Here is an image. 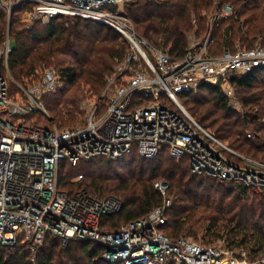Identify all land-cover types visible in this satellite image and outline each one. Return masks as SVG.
Masks as SVG:
<instances>
[{"label": "built area", "instance_id": "2783aa9c", "mask_svg": "<svg viewBox=\"0 0 264 264\" xmlns=\"http://www.w3.org/2000/svg\"><path fill=\"white\" fill-rule=\"evenodd\" d=\"M130 0H0L9 18L23 5V15L49 23L60 16L95 21L118 31L129 44V53L109 79L101 99L89 107L85 123L60 129L29 121L49 114L43 97L63 87L54 68L35 71L31 87L14 81L9 58L10 40L0 48V245H27L33 256L47 239L65 246L71 240L98 243L103 259L118 264H247L238 253L220 244H204L185 237L172 240L161 232L164 206L149 215L106 232V215L121 212L115 197L101 198L86 190L61 191L60 169L106 158L119 161L133 154L151 160L166 151L177 160L187 158L191 171L219 182H234L250 189L264 188V162L245 157L204 128L184 107L181 94L201 85L220 88L231 107L241 113L233 82L264 67V47L236 48L220 56L208 53L209 38L193 44L183 58H173L136 30L125 14ZM225 5L219 17L235 16ZM11 82L19 89L13 96ZM254 138L255 134L249 132ZM77 181L84 180L79 174ZM164 196L168 185L155 184Z\"/></svg>", "mask_w": 264, "mask_h": 264}, {"label": "trees", "instance_id": "16d2710c", "mask_svg": "<svg viewBox=\"0 0 264 264\" xmlns=\"http://www.w3.org/2000/svg\"><path fill=\"white\" fill-rule=\"evenodd\" d=\"M224 4H231L236 15L219 17L211 32L209 17L219 16ZM27 7L23 5L12 15L10 33L16 48L9 58L10 71L20 81L37 69L58 70L63 87L44 99L51 117L37 113L29 121L69 128L75 124L87 92L101 99L108 79L125 61L129 44L109 26L64 16L25 34L20 31V18ZM125 14L142 37L177 59L186 55L191 40L203 45L209 35L211 56L234 50L237 43L249 49L264 45V0H130ZM5 24L6 13L0 9V46L6 39ZM233 85L241 113L231 107L219 87L209 84L201 85L197 97L181 94L180 101L204 128L233 150L264 162V67ZM249 132L255 137L250 138ZM79 174H84V180H76ZM159 181L168 185L166 196L155 188ZM59 188L70 194L86 190L94 196L120 200L121 212L102 218L106 232L137 221L170 200L161 232L172 240L197 238L203 233L205 244L222 239L228 249L246 250L254 260L264 259V188L250 189L193 174L187 158L177 160L164 151L151 160L133 154L119 161L100 158L83 162L78 167L64 161ZM103 254L98 243L71 240L63 246L59 240L47 239L35 256L21 243L0 245V264H117L105 261Z\"/></svg>", "mask_w": 264, "mask_h": 264}, {"label": "rangeland", "instance_id": "374dc122", "mask_svg": "<svg viewBox=\"0 0 264 264\" xmlns=\"http://www.w3.org/2000/svg\"><path fill=\"white\" fill-rule=\"evenodd\" d=\"M225 5H228V6H231L233 9H234V11H235V8L231 5V4H224L222 7H221V9L225 6ZM221 11V10H220ZM12 17L13 16H11L10 18H9V16L6 14V24H5V30H4V32H3V35H5L4 37L6 38L5 39V42L0 46V48L1 47H3L4 46V44L8 41V39L10 40V43H11V47H12V49L14 50L15 48H16V40L14 39V37H13V35H11V33H10V28H11V21H12ZM216 16H214V15H211L210 17H209V26H210V29H211V32L213 31V28H214V26L215 25H213V19L215 18ZM228 17H231V16H228ZM20 23H21V29H20V31L22 30V31H26V33L25 34H27L28 32L30 33L33 29L35 30V28H38V29H41L42 27H45L46 26V24H47V22H42V21H36L35 19H30V20H28V19H26L25 17H24V15H22V17L20 18ZM33 30V31H34ZM209 38V40H210V35L206 38V39H208ZM199 41V40H198ZM198 41H196V40H191V42H192V45L193 44H198V43H196V42H198ZM257 45H261V44H257ZM257 45H255V46H257ZM254 46V47H255ZM261 46H263L264 47V45H261ZM235 49L236 48H246L247 46H242V45H240V44H235V46H233ZM225 49V48H224ZM13 50H12V52H13ZM46 68V67H45ZM45 68H41L42 70H44ZM41 69H37V70H35V71H40ZM41 72V71H40ZM12 74V73H11ZM12 77H13V75H12ZM111 78V77H110ZM109 78V79H110ZM13 79H14V81H16L17 83H19L20 85H23V86H25V87H31V86H33V84L35 83V82H37L38 81V79H37V77L36 78H33L34 80H35V82H33V80H31L30 79V77L29 78H26V79H23V80H20V81H18V80H16L14 77H13ZM109 79H108V81H109ZM88 89V88H87ZM10 91H11V94L13 95V96H15V97H17L18 95H19V89H18V86L15 84V83H13V82H11V84H10ZM200 93V91L199 90H197V91H194L193 93H191V96H193V97H197L198 95H200L199 94ZM46 97H43V101H45L44 99H45ZM236 98V101L237 102H239L238 101V99H237V96L235 97ZM94 103H97V104H104V101L102 100V99H99L98 98V95H92L91 93H89V92H87V97L83 100V102H82V104H81V106H80V113L78 114V116L76 117V120H75V124L74 125H72V126H69V127H78V126H82L84 123H85V120H86V118H87V115H88V111H89V107L92 105V104H94ZM46 104V103H45ZM46 110H47V112H48V114H49V117H51V113H50V111H49V109L47 108V106H46ZM46 117V116H45ZM41 120H42V118H40ZM249 130H252V129H249ZM224 143V142H223ZM227 146H229V144L228 143H225ZM230 147V146H229ZM231 148V147H230ZM232 149V148H231ZM234 151H236V150H234ZM237 152V151H236ZM237 153H239V154H241V155H243L242 153H240V152H237ZM243 156H245V157H248V156H246L245 154L243 155ZM250 158V157H249ZM74 171V170H73ZM72 171V172H73ZM75 173H76V171H74ZM253 197V196H252ZM185 238H187V239H190V240H192V241H196V242H199V243H206V239H204V235H203V233H201V234H199L198 235V237L197 238H195V237H190V236H188V237H185ZM215 244H220V245H223V246H225V247H227L226 245V242L224 241V240H222V239H216L215 240V242H214ZM234 251H236L237 253H238V256H239V259L241 260V261H246L247 262V264H264V259L263 258H259V259H257V260H254V258H252L249 254H248V252L245 250H234ZM118 264V263H117Z\"/></svg>", "mask_w": 264, "mask_h": 264}]
</instances>
